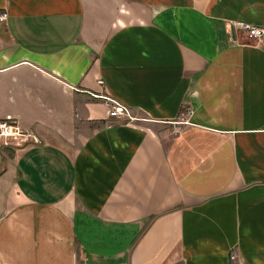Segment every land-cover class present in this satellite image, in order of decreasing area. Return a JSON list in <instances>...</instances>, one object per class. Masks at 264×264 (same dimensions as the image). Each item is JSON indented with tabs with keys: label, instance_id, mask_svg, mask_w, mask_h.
<instances>
[{
	"label": "crops",
	"instance_id": "1",
	"mask_svg": "<svg viewBox=\"0 0 264 264\" xmlns=\"http://www.w3.org/2000/svg\"><path fill=\"white\" fill-rule=\"evenodd\" d=\"M2 13L0 264H264V0Z\"/></svg>",
	"mask_w": 264,
	"mask_h": 264
},
{
	"label": "built area",
	"instance_id": "2",
	"mask_svg": "<svg viewBox=\"0 0 264 264\" xmlns=\"http://www.w3.org/2000/svg\"><path fill=\"white\" fill-rule=\"evenodd\" d=\"M7 18V13L0 14V23L6 22ZM235 27L244 32L248 38L259 40L264 37V27L253 26L246 23H238ZM104 100L109 110L108 112L110 118L118 120L124 119L128 121L135 120L132 110L125 104L119 103L108 97H104ZM11 120L12 119H9L8 121ZM11 136H21L19 128L17 126L8 124L7 122L0 123V139Z\"/></svg>",
	"mask_w": 264,
	"mask_h": 264
},
{
	"label": "rangeland",
	"instance_id": "3",
	"mask_svg": "<svg viewBox=\"0 0 264 264\" xmlns=\"http://www.w3.org/2000/svg\"><path fill=\"white\" fill-rule=\"evenodd\" d=\"M13 136L0 139V147H7L8 143L12 142ZM3 151V150H1ZM1 154V153H0Z\"/></svg>",
	"mask_w": 264,
	"mask_h": 264
}]
</instances>
